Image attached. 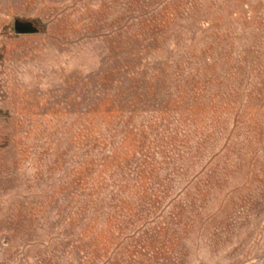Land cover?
I'll return each mask as SVG.
<instances>
[{
	"label": "rangeland",
	"instance_id": "1",
	"mask_svg": "<svg viewBox=\"0 0 264 264\" xmlns=\"http://www.w3.org/2000/svg\"><path fill=\"white\" fill-rule=\"evenodd\" d=\"M0 264H264V0H0Z\"/></svg>",
	"mask_w": 264,
	"mask_h": 264
},
{
	"label": "water",
	"instance_id": "2",
	"mask_svg": "<svg viewBox=\"0 0 264 264\" xmlns=\"http://www.w3.org/2000/svg\"><path fill=\"white\" fill-rule=\"evenodd\" d=\"M14 31L17 35H27L38 33V28L35 22L24 21L22 19H16L14 23Z\"/></svg>",
	"mask_w": 264,
	"mask_h": 264
},
{
	"label": "trees",
	"instance_id": "3",
	"mask_svg": "<svg viewBox=\"0 0 264 264\" xmlns=\"http://www.w3.org/2000/svg\"><path fill=\"white\" fill-rule=\"evenodd\" d=\"M35 24H36V27H37V28H38V30H39L38 32H40V30H41V29L38 27L37 23H35Z\"/></svg>",
	"mask_w": 264,
	"mask_h": 264
}]
</instances>
